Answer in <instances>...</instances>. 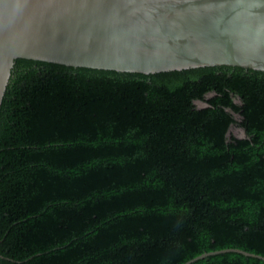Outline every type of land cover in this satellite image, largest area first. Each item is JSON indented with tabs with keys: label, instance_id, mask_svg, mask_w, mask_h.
I'll return each instance as SVG.
<instances>
[{
	"label": "trees",
	"instance_id": "obj_1",
	"mask_svg": "<svg viewBox=\"0 0 264 264\" xmlns=\"http://www.w3.org/2000/svg\"><path fill=\"white\" fill-rule=\"evenodd\" d=\"M224 248L264 255V70L17 58L0 109L2 264H182Z\"/></svg>",
	"mask_w": 264,
	"mask_h": 264
},
{
	"label": "water",
	"instance_id": "obj_2",
	"mask_svg": "<svg viewBox=\"0 0 264 264\" xmlns=\"http://www.w3.org/2000/svg\"><path fill=\"white\" fill-rule=\"evenodd\" d=\"M17 58L147 74L264 70V0H0V109ZM226 251L264 259L224 248L182 264Z\"/></svg>",
	"mask_w": 264,
	"mask_h": 264
},
{
	"label": "rangeland",
	"instance_id": "obj_3",
	"mask_svg": "<svg viewBox=\"0 0 264 264\" xmlns=\"http://www.w3.org/2000/svg\"><path fill=\"white\" fill-rule=\"evenodd\" d=\"M198 106H203L205 103L203 101L197 100L196 101ZM230 134L235 135V136H244V131L243 128L240 127L238 124H233L231 129H230Z\"/></svg>",
	"mask_w": 264,
	"mask_h": 264
}]
</instances>
